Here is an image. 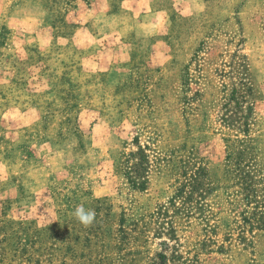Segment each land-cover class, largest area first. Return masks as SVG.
<instances>
[{
  "label": "rangeland",
  "instance_id": "rangeland-1",
  "mask_svg": "<svg viewBox=\"0 0 264 264\" xmlns=\"http://www.w3.org/2000/svg\"><path fill=\"white\" fill-rule=\"evenodd\" d=\"M124 2L0 0V264H264V0Z\"/></svg>",
  "mask_w": 264,
  "mask_h": 264
},
{
  "label": "crops",
  "instance_id": "crops-1",
  "mask_svg": "<svg viewBox=\"0 0 264 264\" xmlns=\"http://www.w3.org/2000/svg\"><path fill=\"white\" fill-rule=\"evenodd\" d=\"M160 0H125L122 8L132 14L136 22L135 31L142 36H150L166 27L171 18L170 9L159 7ZM173 8L182 12H193V0H171ZM140 28L145 30L140 32Z\"/></svg>",
  "mask_w": 264,
  "mask_h": 264
},
{
  "label": "trees",
  "instance_id": "trees-1",
  "mask_svg": "<svg viewBox=\"0 0 264 264\" xmlns=\"http://www.w3.org/2000/svg\"><path fill=\"white\" fill-rule=\"evenodd\" d=\"M141 154V157H140ZM138 158V161L135 162V159ZM147 158V155L145 154V151L141 148L137 152H132L130 154L129 159H133L130 166H128V160L126 161L125 169H124V175L127 177L129 182L133 185V187L143 190L146 188L147 181L145 179V174L147 172V169L143 170L145 166V162H143V159ZM143 162V163H142ZM144 165V166H143ZM248 165H245L242 167V174H244V177H247L251 175L250 171H247ZM169 239H171L170 234L168 235ZM157 260L160 262L159 264H167L169 262V259L166 255L161 254L157 257Z\"/></svg>",
  "mask_w": 264,
  "mask_h": 264
},
{
  "label": "clouds",
  "instance_id": "clouds-1",
  "mask_svg": "<svg viewBox=\"0 0 264 264\" xmlns=\"http://www.w3.org/2000/svg\"><path fill=\"white\" fill-rule=\"evenodd\" d=\"M74 216L85 227L91 226L96 219V212L93 209L85 208L83 204L76 207Z\"/></svg>",
  "mask_w": 264,
  "mask_h": 264
}]
</instances>
